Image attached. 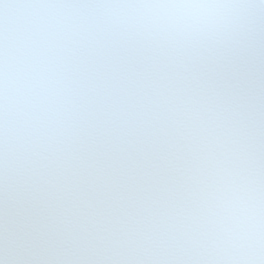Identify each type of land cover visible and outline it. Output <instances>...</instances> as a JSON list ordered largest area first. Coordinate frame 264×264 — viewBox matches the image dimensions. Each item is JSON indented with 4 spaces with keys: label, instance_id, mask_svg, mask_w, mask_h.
I'll return each instance as SVG.
<instances>
[{
    "label": "snow or ice",
    "instance_id": "snow-or-ice-1",
    "mask_svg": "<svg viewBox=\"0 0 264 264\" xmlns=\"http://www.w3.org/2000/svg\"><path fill=\"white\" fill-rule=\"evenodd\" d=\"M0 264H264V0H0Z\"/></svg>",
    "mask_w": 264,
    "mask_h": 264
}]
</instances>
